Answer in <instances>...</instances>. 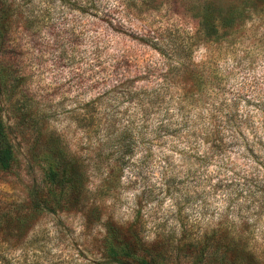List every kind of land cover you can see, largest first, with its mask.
Wrapping results in <instances>:
<instances>
[{
    "label": "rangeland",
    "instance_id": "obj_1",
    "mask_svg": "<svg viewBox=\"0 0 264 264\" xmlns=\"http://www.w3.org/2000/svg\"><path fill=\"white\" fill-rule=\"evenodd\" d=\"M73 1L24 0L0 38V117L15 153L0 169L6 263L117 264L110 248L135 236L159 264H264V11L211 43L198 32L204 0L143 13L131 0ZM172 53L210 63L212 123L231 113L210 155L165 126L181 116ZM204 101L186 114L207 118ZM51 165L70 171L83 207L31 211L30 187L48 188Z\"/></svg>",
    "mask_w": 264,
    "mask_h": 264
},
{
    "label": "trees",
    "instance_id": "obj_2",
    "mask_svg": "<svg viewBox=\"0 0 264 264\" xmlns=\"http://www.w3.org/2000/svg\"><path fill=\"white\" fill-rule=\"evenodd\" d=\"M24 0H0V38L6 39L10 33V26L15 16L23 13L22 6ZM53 1V0H52ZM64 1V0H62ZM129 1V0H127ZM132 4L139 11L143 13V6H148L149 9L154 10L161 4L162 0H131ZM177 2L178 0H174ZM186 2L187 0H180ZM73 2H86L85 0H74ZM121 4V2H120ZM129 4V3H128ZM122 7V5L120 6ZM199 14L198 32L199 36L206 42L216 43L226 39L229 35H232L235 31L239 30L247 21L254 18V16L260 11H264V0H204L196 6ZM125 7L121 8L118 13H122ZM119 14V15H120ZM121 21V19H119ZM121 27L124 24L117 23ZM152 41H159L157 36H150ZM142 40V39H139ZM191 42V39L189 40ZM193 43H188L187 49H191ZM171 59L173 53L170 55ZM184 62L175 59V67L178 68L179 79L183 85L180 86L179 101L173 105L176 106V111L179 116L174 123H166L162 121V125L165 124L167 128L173 126L178 129H188V132L192 135L198 136L204 143L209 145L208 155L214 152V149L218 146H223V138L219 134L223 132L224 128H232V118L230 112L225 115H220V123H212L214 117L213 113L220 110V107H216L214 102L215 97H211V90L215 88L212 84L210 66L206 63L197 65L195 62ZM159 89H162L160 85ZM207 100V101H204ZM207 103L208 114L204 113L196 115L193 119L186 114V110L201 109L203 102ZM221 110L223 107L221 106ZM232 111V110H231ZM214 116V115H213ZM210 123H209V121ZM206 123L211 125L213 129L205 127ZM220 126V127H219ZM218 127V128H217ZM222 134V133H221ZM214 140L213 138H215ZM15 153L13 144L8 136L3 119L0 117V169L8 171L14 166ZM59 163L58 161H53ZM63 163V162H61ZM45 177L48 183V188L41 184L34 183L29 190V205L33 212H56L58 209L64 208L66 205L74 207L84 206V200L82 199V191L78 188L77 183L70 171L64 168H54V165L48 167ZM1 222L11 220V217L4 216ZM121 250L115 247L110 248L109 257L117 264H159L158 255L156 253H145L144 244L138 238L130 237L125 240L120 246ZM7 250L4 247H0V264L6 263Z\"/></svg>",
    "mask_w": 264,
    "mask_h": 264
}]
</instances>
